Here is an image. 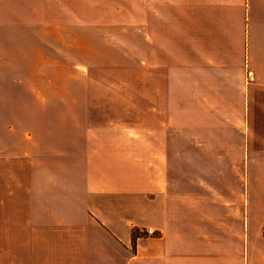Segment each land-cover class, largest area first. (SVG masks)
I'll list each match as a JSON object with an SVG mask.
<instances>
[{
  "label": "crops",
  "instance_id": "1",
  "mask_svg": "<svg viewBox=\"0 0 264 264\" xmlns=\"http://www.w3.org/2000/svg\"><path fill=\"white\" fill-rule=\"evenodd\" d=\"M0 264H264V0H0Z\"/></svg>",
  "mask_w": 264,
  "mask_h": 264
},
{
  "label": "rangeland",
  "instance_id": "2",
  "mask_svg": "<svg viewBox=\"0 0 264 264\" xmlns=\"http://www.w3.org/2000/svg\"><path fill=\"white\" fill-rule=\"evenodd\" d=\"M82 32H88V30L84 31L82 29ZM92 33V32H91ZM93 33H96V31H94ZM97 33H114V34H127L129 35L128 36V41H132L131 43V46H133V48H135V33H136V27H97ZM83 41V40H82ZM119 45H120V42L116 41L113 39V42H109L108 43H102L100 41L97 42L96 44V50L98 52V60L102 59L100 58L101 56V52H112L114 53L115 51H117L119 49ZM82 49H83V42H82ZM85 51H87L86 49H84ZM130 52H135V49H131L129 48ZM114 51V52H113ZM119 51V50H118ZM116 60H114V57H112V59H110V62L113 63L111 65L110 63V66H112V69L111 71H107L106 73H101L103 76H108V77H111V78H118V77H121L124 79L125 77V80H128L127 82L128 83H131L132 86L135 87V82L137 80L136 78V72H135V69H129L128 68V72L127 74L124 75L125 71H123V68L121 67H117L118 65L115 63ZM101 75V76H102ZM100 75H98L99 77ZM100 76V77H101ZM133 93L132 90H123L122 93H121V96H125V97H131V94ZM91 96H96V97H99V96H102L99 94V91L98 90H92V95ZM109 96H120L118 95V93L116 91H112V93L109 95ZM111 109H114V107H109V110L111 111Z\"/></svg>",
  "mask_w": 264,
  "mask_h": 264
},
{
  "label": "built area",
  "instance_id": "3",
  "mask_svg": "<svg viewBox=\"0 0 264 264\" xmlns=\"http://www.w3.org/2000/svg\"><path fill=\"white\" fill-rule=\"evenodd\" d=\"M145 233H146L147 235H149V236H153V235L156 234V230L153 229L152 227H148V228L145 229Z\"/></svg>",
  "mask_w": 264,
  "mask_h": 264
}]
</instances>
